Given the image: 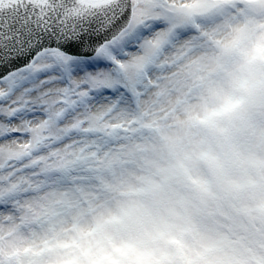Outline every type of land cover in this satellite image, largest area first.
Returning <instances> with one entry per match:
<instances>
[{
  "label": "snow or ice",
  "instance_id": "snow-or-ice-1",
  "mask_svg": "<svg viewBox=\"0 0 264 264\" xmlns=\"http://www.w3.org/2000/svg\"><path fill=\"white\" fill-rule=\"evenodd\" d=\"M0 264H264V0H0Z\"/></svg>",
  "mask_w": 264,
  "mask_h": 264
},
{
  "label": "clouds",
  "instance_id": "clouds-1",
  "mask_svg": "<svg viewBox=\"0 0 264 264\" xmlns=\"http://www.w3.org/2000/svg\"><path fill=\"white\" fill-rule=\"evenodd\" d=\"M160 247L167 249L169 252H175L177 245L170 244L167 241H161L159 244Z\"/></svg>",
  "mask_w": 264,
  "mask_h": 264
}]
</instances>
